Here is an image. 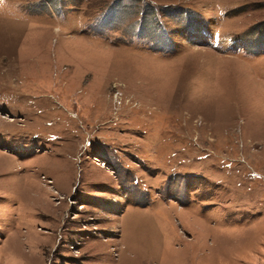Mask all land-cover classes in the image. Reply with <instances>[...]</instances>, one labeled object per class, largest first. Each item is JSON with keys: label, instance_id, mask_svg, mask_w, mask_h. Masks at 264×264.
<instances>
[{"label": "rangeland", "instance_id": "obj_1", "mask_svg": "<svg viewBox=\"0 0 264 264\" xmlns=\"http://www.w3.org/2000/svg\"><path fill=\"white\" fill-rule=\"evenodd\" d=\"M0 264H264V0H0Z\"/></svg>", "mask_w": 264, "mask_h": 264}]
</instances>
